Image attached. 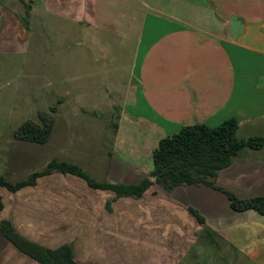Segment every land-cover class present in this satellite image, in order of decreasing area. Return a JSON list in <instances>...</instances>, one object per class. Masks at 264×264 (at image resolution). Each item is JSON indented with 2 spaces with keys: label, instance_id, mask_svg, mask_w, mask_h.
<instances>
[{
  "label": "crops",
  "instance_id": "1",
  "mask_svg": "<svg viewBox=\"0 0 264 264\" xmlns=\"http://www.w3.org/2000/svg\"><path fill=\"white\" fill-rule=\"evenodd\" d=\"M263 29L264 0H0V116L16 118L12 132L42 112L54 119L46 144L0 147V177L18 182L58 160L138 186L159 142L185 126L234 118L238 139L264 141ZM15 147L35 149L36 163L14 164ZM214 182L264 197V146ZM0 196L1 221L38 246H69L78 264H264V215L236 212L207 185L117 198L54 173ZM0 264L40 263L0 233Z\"/></svg>",
  "mask_w": 264,
  "mask_h": 264
},
{
  "label": "trees",
  "instance_id": "2",
  "mask_svg": "<svg viewBox=\"0 0 264 264\" xmlns=\"http://www.w3.org/2000/svg\"><path fill=\"white\" fill-rule=\"evenodd\" d=\"M53 125L54 119L51 114L40 113L39 122H25L17 130L15 139L44 145L50 140ZM237 130L238 122L234 118L226 120L216 128L203 124L183 127L177 134L159 142L153 151V171L150 178L143 180L138 186L98 183L80 167L52 160L41 171L34 172L18 182L0 177V188L15 193L24 187L35 186L37 179L54 173L82 178L92 189L112 191L117 198H140L153 185L171 192L177 187L203 184L223 191L236 212L251 210L264 215V197L242 200L235 194L216 187L214 182L218 173L228 168L240 152L246 149L260 150L264 146L262 138L238 139ZM3 209V198L0 196V212ZM191 212L201 224H204V220L196 211ZM0 233L20 252L40 264H78L69 246L57 250L38 246L23 238L9 221L0 220Z\"/></svg>",
  "mask_w": 264,
  "mask_h": 264
},
{
  "label": "rangeland",
  "instance_id": "3",
  "mask_svg": "<svg viewBox=\"0 0 264 264\" xmlns=\"http://www.w3.org/2000/svg\"><path fill=\"white\" fill-rule=\"evenodd\" d=\"M7 103V102H5ZM43 113V112H42ZM14 116H0V147H4L5 145H8V142H10L11 140L14 141V137H15V133L16 132H12V127L14 124ZM38 119V117H37ZM36 121V120H34ZM58 136V135H57ZM17 141V140H16ZM6 149V148H5ZM25 149V148H24ZM23 148L21 147H15L12 151V159L14 164H18V162L20 163V159L23 158L24 160H21L22 164H28V166L30 165H34V162L32 159L33 155H31L32 153H35V149H31L29 151H25ZM3 149L1 148L0 151H2ZM19 161H18V160ZM37 159V158H36ZM6 161L8 162V159H6ZM0 166V175H5V173H2ZM7 168V165H6ZM26 169L29 168H24L23 171L21 173H29L31 170H29V172H25Z\"/></svg>",
  "mask_w": 264,
  "mask_h": 264
},
{
  "label": "water",
  "instance_id": "4",
  "mask_svg": "<svg viewBox=\"0 0 264 264\" xmlns=\"http://www.w3.org/2000/svg\"><path fill=\"white\" fill-rule=\"evenodd\" d=\"M243 22L238 18H232L231 20V29H232V38L236 40L243 33Z\"/></svg>",
  "mask_w": 264,
  "mask_h": 264
},
{
  "label": "built area",
  "instance_id": "5",
  "mask_svg": "<svg viewBox=\"0 0 264 264\" xmlns=\"http://www.w3.org/2000/svg\"><path fill=\"white\" fill-rule=\"evenodd\" d=\"M263 35H264V29H263Z\"/></svg>",
  "mask_w": 264,
  "mask_h": 264
}]
</instances>
